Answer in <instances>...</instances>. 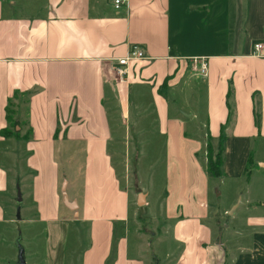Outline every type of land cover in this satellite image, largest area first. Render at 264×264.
Masks as SVG:
<instances>
[{
  "label": "crops",
  "instance_id": "obj_1",
  "mask_svg": "<svg viewBox=\"0 0 264 264\" xmlns=\"http://www.w3.org/2000/svg\"><path fill=\"white\" fill-rule=\"evenodd\" d=\"M113 1L0 0V131L8 101L27 103L16 118L28 137L18 139L33 172L27 207L43 228L39 252L24 249L26 264H67L75 230L85 241L79 264H145L131 225L139 190L122 184L110 146L116 129L132 128L152 136L154 165L163 160L160 211L149 216L170 222L183 246L174 264H264V212H248L217 244L205 141L225 136L220 179L250 182L264 169V56L253 54L256 41L264 54V0H124L118 9ZM131 45L144 57L119 77L116 60ZM8 141L0 135V243ZM142 192L149 207L152 188ZM2 257L0 247V264H14L12 252Z\"/></svg>",
  "mask_w": 264,
  "mask_h": 264
},
{
  "label": "rangeland",
  "instance_id": "obj_2",
  "mask_svg": "<svg viewBox=\"0 0 264 264\" xmlns=\"http://www.w3.org/2000/svg\"><path fill=\"white\" fill-rule=\"evenodd\" d=\"M227 8H224L226 13ZM229 34L230 30L226 31ZM23 109V108H22ZM175 111L174 109H172ZM14 119V116H12ZM13 130L12 124L9 127ZM16 130L20 132V137L28 132L26 120L20 119ZM149 134H137L136 130L130 129L127 132L124 129H116L113 142L112 153L113 162L119 179L123 185H128L130 192L134 194L139 191L152 188L149 207H140L138 215L131 219V225H134L135 236L141 242L140 256L145 260V264H174L178 256L182 253L183 246L172 239L171 223L162 217H151L149 213L157 214L160 211L159 196L162 195V186L164 182L159 179L160 168L163 171V160L154 165V153L148 152L152 143H149ZM206 144L210 145L209 150L215 160L218 151L219 140H212L209 137L205 139ZM20 139L16 140L10 137L7 144L3 146L2 165L9 173L10 189L8 194L3 196L5 204L6 217L9 221L2 227L4 237L1 241L2 260H9L8 255L12 252L15 257L14 264H17L18 245L24 249L26 246H34L33 252H39L42 243L43 228L36 224V215L33 208L27 207L28 198L32 187L33 172L24 168V157L26 152ZM126 160L124 161V159ZM154 165V167H151ZM253 167V166H252ZM256 167V166H255ZM248 168H251L249 166ZM154 172V186H151L150 174ZM81 172L76 174L74 185L79 186ZM246 176H248L246 174ZM250 182L244 180L231 181L228 179L213 178V188L210 195L212 207L216 212V221L214 222L215 235L219 236L220 227L226 230L221 233L222 240L226 238L229 229L238 224H243L248 212L252 214L264 212V169L253 170ZM20 189L22 202L16 203V188ZM142 189V190H141ZM216 190V191H215ZM218 193V196H217ZM241 200L242 204L235 210V214L229 215L228 212L233 205ZM247 201L253 205L251 208ZM136 202V201H135ZM247 202V203H245ZM136 208V207H135ZM248 208V209H247ZM250 208V209H249ZM224 211H226L224 213ZM17 212L19 218H17ZM219 226V228H218ZM131 227V226H130ZM75 230V226L73 228ZM80 230H84L81 226ZM134 233L131 232V242L135 241ZM86 234V232L84 233ZM82 239V238H81ZM79 233L72 231L70 237V246L67 253V264H79L80 250L85 245L81 240ZM84 239V236H83ZM32 252V253H33ZM6 264V263H5Z\"/></svg>",
  "mask_w": 264,
  "mask_h": 264
},
{
  "label": "trees",
  "instance_id": "obj_3",
  "mask_svg": "<svg viewBox=\"0 0 264 264\" xmlns=\"http://www.w3.org/2000/svg\"><path fill=\"white\" fill-rule=\"evenodd\" d=\"M258 42V41H256ZM255 42V43H256ZM16 98L18 97L17 93L15 94ZM28 94L23 95V99H27ZM26 104H19V102H13L12 99H10L8 101V104L5 108L6 111V119H7V123L8 125L2 129L0 131V135L5 137V138H10V137H14L16 139L20 138V132L19 130H16V127H18L19 124V118H16L18 115V109L23 108ZM12 116H14V119H12ZM259 122V115L257 113V111L255 110V123L256 125ZM10 124H12L13 126V130H11ZM24 139H27V135L23 136ZM225 136L224 134H220V136L218 137L219 140V144H218V151L216 153L215 156V160H213L214 158L212 157V152L209 150H206V158H207V163H206V172L208 174V176L212 177V178H220L223 176L222 173V165H223V151H224V146H223V142H224ZM210 145H207V148H209ZM251 166L250 164L248 165V167ZM246 168V174L248 175L247 178L250 175V169L252 168ZM221 232V230H220Z\"/></svg>",
  "mask_w": 264,
  "mask_h": 264
},
{
  "label": "built area",
  "instance_id": "obj_4",
  "mask_svg": "<svg viewBox=\"0 0 264 264\" xmlns=\"http://www.w3.org/2000/svg\"><path fill=\"white\" fill-rule=\"evenodd\" d=\"M115 9H118L122 4H124V0H114L113 1ZM263 43L256 42L253 45V54L256 56H264L262 53ZM144 57V49L140 45H131L128 49V52L125 56L118 58L116 60L115 71L119 77L124 76L127 73L128 64L132 61H136L142 59ZM201 73H206V65L203 64L201 66Z\"/></svg>",
  "mask_w": 264,
  "mask_h": 264
},
{
  "label": "water",
  "instance_id": "obj_5",
  "mask_svg": "<svg viewBox=\"0 0 264 264\" xmlns=\"http://www.w3.org/2000/svg\"><path fill=\"white\" fill-rule=\"evenodd\" d=\"M62 197H63V202L65 204L66 207H68L71 211H73L74 213V218H77L78 214H77V209H76V203L74 201L69 202L66 196V182H63L62 187ZM145 197L146 195L141 192L138 191L137 192V198H136V204L138 207H142L145 204ZM22 202V197H21V192L19 187L17 186L16 188V203L20 204ZM242 204L241 200H239L238 203H236L235 205L232 206V208L230 209V211L228 212L229 215H233L235 213V210ZM17 218H19V213L17 212ZM226 226V225H225ZM221 233L218 236L217 239V244H221ZM17 263L18 264H26L25 258H24V251L23 248L18 245V256H17Z\"/></svg>",
  "mask_w": 264,
  "mask_h": 264
}]
</instances>
